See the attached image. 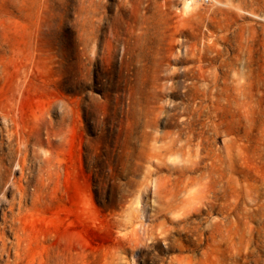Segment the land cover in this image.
<instances>
[{
  "label": "rangeland",
  "instance_id": "374dc122",
  "mask_svg": "<svg viewBox=\"0 0 264 264\" xmlns=\"http://www.w3.org/2000/svg\"><path fill=\"white\" fill-rule=\"evenodd\" d=\"M183 2L0 0V264H264V0Z\"/></svg>",
  "mask_w": 264,
  "mask_h": 264
},
{
  "label": "bare ground",
  "instance_id": "6f19581e",
  "mask_svg": "<svg viewBox=\"0 0 264 264\" xmlns=\"http://www.w3.org/2000/svg\"><path fill=\"white\" fill-rule=\"evenodd\" d=\"M194 10H195V5L192 2H190L189 0H184L183 9H182L183 14L189 15ZM155 140H156L157 144L156 143L154 144V149H152V152L155 155L154 157L159 158L160 160L162 157L163 158H167V157L172 158L174 156L189 154L192 151V143L193 142L191 140L184 141L180 134L169 133V134L162 135L159 138H155ZM151 148H153V147H151ZM177 163H178L177 161H172L173 165H176ZM179 171L182 173H187V172L194 171V169H190L187 166H181V167H179ZM148 180H149V173L145 172V174L142 177V181L140 183L141 184L140 188L143 185L145 187L146 182ZM140 191H141V189H140ZM138 192H139V190H138ZM173 192H175L174 189H172L170 191V195L175 197V195H173L174 194ZM178 192H180L178 195L183 197L182 200H184V201L188 200L189 197H187L185 193H184V195H182L183 192L180 189L178 190ZM131 201H133V200H131ZM131 203H133V202H131ZM126 208H128V205ZM134 212L138 213L139 215L135 216L134 213L126 211L124 219L122 218L123 222L121 221V223H124L122 225L130 227V230H131L130 232L132 234L131 241L138 243L144 236L148 235L149 233H152L151 234V236H152L155 233L156 228L154 227L155 224L152 226L151 224L149 225V224L145 223V220H144L145 215L144 214H140L138 211H135V210H134ZM122 225H121V228H123ZM126 236H127V234H126ZM122 258H123L122 252H120L119 250H117L115 248H112L108 252H106L103 264H122V262H123Z\"/></svg>",
  "mask_w": 264,
  "mask_h": 264
},
{
  "label": "built area",
  "instance_id": "2783aa9c",
  "mask_svg": "<svg viewBox=\"0 0 264 264\" xmlns=\"http://www.w3.org/2000/svg\"><path fill=\"white\" fill-rule=\"evenodd\" d=\"M194 5H199L201 7H213L218 3V0H189Z\"/></svg>",
  "mask_w": 264,
  "mask_h": 264
}]
</instances>
